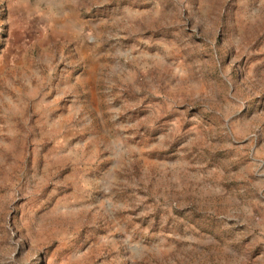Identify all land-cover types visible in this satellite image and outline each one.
<instances>
[{"label": "rangeland", "instance_id": "374dc122", "mask_svg": "<svg viewBox=\"0 0 264 264\" xmlns=\"http://www.w3.org/2000/svg\"><path fill=\"white\" fill-rule=\"evenodd\" d=\"M0 264H264V0H0Z\"/></svg>", "mask_w": 264, "mask_h": 264}]
</instances>
